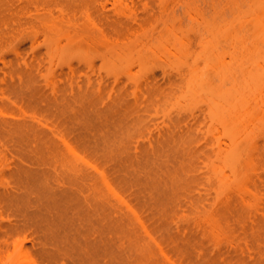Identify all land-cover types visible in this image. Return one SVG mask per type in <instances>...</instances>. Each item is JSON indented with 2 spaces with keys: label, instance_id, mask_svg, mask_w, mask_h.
Returning <instances> with one entry per match:
<instances>
[{
  "label": "bare ground",
  "instance_id": "obj_1",
  "mask_svg": "<svg viewBox=\"0 0 264 264\" xmlns=\"http://www.w3.org/2000/svg\"><path fill=\"white\" fill-rule=\"evenodd\" d=\"M249 1L165 66L153 0H0V264H264Z\"/></svg>",
  "mask_w": 264,
  "mask_h": 264
},
{
  "label": "rangeland",
  "instance_id": "obj_2",
  "mask_svg": "<svg viewBox=\"0 0 264 264\" xmlns=\"http://www.w3.org/2000/svg\"><path fill=\"white\" fill-rule=\"evenodd\" d=\"M249 2H250L249 0H153L152 5H148V7L151 6L152 9L154 8V13L156 14V12H158L157 16L159 18L156 16V20L153 22L154 24L152 23L153 24L152 26H148V28L150 27V33L148 30L147 34H149V36L151 35L149 38H152L151 42L153 43V48L155 47L154 50L157 51V53L160 52V53H158L159 55L155 53V55H156L155 57L162 58V59H160L162 62H165V63L167 62V65L165 64V66H169L168 63L172 62V61L169 62L170 61L169 59L172 58V60H173V58H175V57L172 54H170L169 52L165 53V51H163L164 46L169 47L172 50L175 47V43L176 44L178 43V45H180L179 43L181 41L180 42H178V41L181 39L184 40L183 42H187L188 44L198 43L199 40L202 39V37H204V35H206L205 29L207 27L205 28V26H207V25H205V24H207V23L203 22L202 16H204V18L206 17L205 18L206 21H209L208 19H210L211 21H214V23L219 22L218 25L220 26L221 25L220 22H222L223 19H224V22L226 21L225 20L226 16H227L226 18H230L233 13H235V12L238 13V11H239L238 8H236V11H235V7L237 5H239V6L242 5L244 7V9L247 10L249 7H251V6H249L250 5ZM150 4H151V2H150ZM143 5H144V7H142V8H146L145 4H143ZM242 6L239 8H242ZM189 7L192 10H190ZM142 8H141V11H144L145 9H142ZM244 9H240V11L241 10L243 11ZM250 10H251V8H250ZM241 12H239V13H241ZM234 16H237V14L236 15L233 14V18H232L233 21L237 22L238 20ZM234 18L237 21L234 20ZM230 19L228 21L233 23V21ZM224 22H222V23H224ZM233 24H232L233 26H235V27L237 26L238 30H236V31H239V29H240V35H241V33H245L246 37L244 36V34H242L241 36H239V35L238 36L239 37L243 36V38L246 41H248V42H245V40H244V42H243V44L245 43V45H246V43H248V45H249L247 47L245 46L247 48L246 50L249 51V49H248L249 47H251L250 49L253 50L252 46L254 45V43H255V45L258 44L261 48V45H262V44H260L261 40L259 39L258 36H257L258 37L257 38L254 35L256 33L258 35V32L257 31H256V33L254 32L256 27H254V29H253V26H255V25L251 24V21H250V24H246L244 27L242 26L243 28L240 26L242 29L238 26V24L240 25V23H238L236 25H235V23H233ZM214 25H216V24H214ZM225 25H226V23H225ZM222 26L223 27L220 29L223 31H224V29L226 30L227 28L232 30L231 25H230V27L227 25L228 26L227 27V26H224L222 24ZM215 27L216 26H214V28ZM218 30L219 29L217 28L216 31H218ZM236 31L234 30L233 32L235 33ZM222 33H223L222 31L220 34L218 32V35L223 36ZM237 33L238 32H236L235 35ZM254 36L257 39V40L255 39V41H258L259 43L254 42ZM219 39L221 40L220 43L222 45L220 47H222V48L227 47L225 51H231L232 50V47H231V50H229L230 48L228 49V44H230V43H228L229 41L226 42L228 39L225 41L224 40L225 38L223 39L220 36H219ZM194 40L195 41L197 40V41L194 42ZM240 45H241V43H240ZM240 45H239V48L238 47L237 48L240 50L241 49L243 50V48ZM157 46H159V47H157ZM166 47H165V50H166ZM229 47H230V45H229ZM156 48H158V49H156ZM260 48H259V50L261 51ZM263 48L264 47H262V49ZM159 49H161V50L163 49L162 50L163 52L160 51ZM149 53L151 54V56L154 55L152 52H149ZM241 53H242V51L239 54H241ZM244 53L246 54V51H244ZM147 55H149V54H147ZM247 55H248V53H247ZM151 56L149 55L148 61L150 63L151 62L155 63L154 58L153 57H152L153 59L150 58ZM240 56L242 57V55H240ZM240 56H239V58L242 62L243 58L241 59ZM167 57H169V58H167ZM243 57L245 58V55ZM228 58H229V56H228ZM230 58L228 59L229 61L231 60ZM246 58H249V55ZM150 59L153 61H150ZM249 59H247V60H249ZM163 60H167V61H163ZM177 60L175 59L173 63H175ZM161 61H159V62H161ZM177 62H179V61H177ZM245 62H247V61H245ZM160 64L162 65V63H160ZM247 64H248V66H247ZM249 64H251V63L248 61L245 64V66L249 67ZM152 66H153V64H152ZM253 67L254 66L251 67V65H250V68H253ZM162 69H163V66H162ZM160 70H161V68H160Z\"/></svg>",
  "mask_w": 264,
  "mask_h": 264
}]
</instances>
